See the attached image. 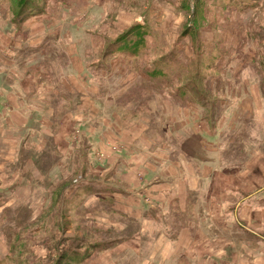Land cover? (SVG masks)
<instances>
[{"label":"rangeland","instance_id":"374dc122","mask_svg":"<svg viewBox=\"0 0 264 264\" xmlns=\"http://www.w3.org/2000/svg\"><path fill=\"white\" fill-rule=\"evenodd\" d=\"M65 1L41 0L49 21L28 18L21 24L25 33L18 31L17 38L10 33L7 46L5 29L15 16L8 4L17 3L0 2V264L14 256L16 247L9 250L8 237L26 230L35 234L31 252L47 260L24 259L22 264H58L70 240L86 238L110 242L111 249L82 264H174L160 249L163 239L190 241V235L184 241L182 224L195 217L179 215L173 202L180 193L178 183L195 175L191 180L200 189L208 175V167L203 172L197 167L201 165L188 145L196 143L194 125L208 123L203 118L209 110L225 142L235 134L243 138V148L239 142L226 145L225 166L210 176L209 194L218 192L212 199L224 210L239 201L237 179L254 178L253 166L264 157V58L254 56H264L259 45L264 41V0H84L73 9L72 1ZM223 4L235 7L227 10ZM257 4L252 11L242 10ZM138 27L147 33L138 55L112 53L102 60L108 42ZM21 42L34 48L33 55L45 53L48 66L38 75L32 73L40 69L37 61L12 64L3 56L16 52L10 48ZM77 57L82 59L73 70ZM100 62L108 66V83L116 89L107 88L106 96L93 102L67 96L66 86L85 85L87 75L88 83H95ZM126 80L141 84L140 92L116 100ZM256 92L261 110L239 112L235 103ZM203 101L211 106L204 107ZM184 121L191 125L178 136L173 129ZM36 154L42 155L40 162ZM84 184L115 188L116 198L121 193L152 198L163 218L155 224L122 216L110 210L113 196L78 192ZM54 191L60 201L54 200ZM184 191L196 194L189 182ZM224 194L236 200L224 202ZM251 194L254 199V192L246 193ZM64 208L70 217L62 218ZM48 215L57 218L55 228L47 226L54 222ZM77 223L83 227L76 228ZM239 241L232 235L233 249L214 256H226L224 264H264V251H248L255 245Z\"/></svg>","mask_w":264,"mask_h":264},{"label":"crops","instance_id":"0c3cea01","mask_svg":"<svg viewBox=\"0 0 264 264\" xmlns=\"http://www.w3.org/2000/svg\"><path fill=\"white\" fill-rule=\"evenodd\" d=\"M82 1L84 0H76L75 3L72 2L75 4L74 7H72H81V4H78V2ZM217 2L223 3L224 0L214 1V3ZM65 4H67L66 1ZM258 5L260 4L254 5L253 7H247L242 10L252 11ZM223 6L227 10L235 7L234 5L228 6L226 4H223ZM223 11L225 10L223 9ZM7 42L9 44L10 40L7 39ZM259 45L260 48L263 49L264 41H261ZM210 55L215 54L211 52ZM254 56L257 58H264L262 54ZM96 65H98L97 69H99L98 73L100 74L95 75L96 78L94 84L88 83L87 75V78L84 80L85 85L84 82H82L79 88L74 89L70 86L66 87L71 91L76 90L79 93L85 95L91 92L96 93L99 89L107 88L113 92V89H116L115 86L113 87V84L108 83V78L111 77V73L109 75V71H107V69L101 65V62L98 64L96 63ZM74 66L75 62H73V70ZM115 70L117 69L115 68ZM81 71L82 69L80 72ZM101 72L105 75H102ZM121 76L123 77V75ZM97 77L100 79H97ZM103 77H105V79H103ZM135 83V81L133 83H130L127 80L122 81V85H124V87H121L120 90L124 92L116 96L122 97L126 95L129 91L136 87L137 83ZM257 90H259V88H257ZM257 93L258 92L254 94V97L241 96L240 101L235 103L237 110L239 109V112H247L249 108L260 111L261 108ZM195 104L199 107L198 103L195 102ZM226 107L229 108L230 105H226ZM239 112L237 113L239 114ZM223 113L225 114L226 112ZM203 119L208 123L204 122L202 125H199L200 123L197 121L199 124L194 125V136L196 137V143H194L192 146H190V144L188 145L191 148V151L194 153L193 155L195 157L194 159H196L195 161L201 165L197 167L202 170V172L203 168L208 167L207 179L204 181V183L202 182L200 184V189H198L199 186L195 185V181L191 180L192 178H195V175H193V177H191L188 181H180L178 183L180 193L178 194L177 190V196L173 198V202L178 203V209L180 211L179 215L181 217H184L187 214L195 216L189 222L182 224V226H184L186 229V231L183 232V235L187 236L184 241L189 239V235L191 238L190 241L183 243L182 241L176 242L171 237H164V242L160 248L167 250V255L165 257L166 261L172 262L174 260V264L178 262L181 264H224V262H227L226 256L220 257L214 256V254L224 253L227 255L230 249H233L231 247L232 235L239 236V244L255 245L254 248H251V250L248 251H264V157L263 155L260 156L261 163L257 166H253L255 172L250 174V176H254V178H248L247 180L244 178L241 181L237 179V186L240 188L239 201L232 198L231 196H227L226 194L220 197V199L224 200V202L227 201L228 203L232 202L231 199L236 200L232 202L235 203V208L233 211L231 210V205L227 206L226 210H224V207L216 203L218 200L212 199L218 195V192L209 194L210 176H213L217 170L225 166L227 154L226 145L229 146L233 142H239L240 148H243V138L241 137V134H235L234 136H230L229 142H225L226 137L223 135L224 132L222 134L221 131L217 129L212 116L209 114V110L207 112V116H205ZM189 124L191 125L189 121H184L180 123V126L176 125L175 129H173L174 133L176 134L178 131V136L181 135L183 137L184 130L190 127ZM205 124H207V127ZM201 127L204 129L208 128V130H197V128ZM256 160L258 161V158H256ZM224 172H226V168L224 169ZM221 176L223 180L224 176ZM187 182H189L190 186H192V191H196L194 196H188L186 191H184V189H186ZM204 186L206 193L203 192ZM248 191L255 193L254 199H251L253 194L247 197L246 193ZM182 192L184 195H181ZM120 195L121 196L117 198L115 194L113 195V209L120 215L134 219L140 223L144 221H151L155 224L156 222H161L160 220L163 218V210L154 202L152 198H145L141 195L137 197L130 196L129 194L124 195V193H121ZM158 203L162 204L165 202L159 199ZM235 223L238 226H235ZM243 236H247L248 239L243 240ZM201 238H203L202 241L200 240ZM252 238H254V241ZM242 248L243 247L239 245V249ZM110 249L111 247L104 250L100 254H103ZM202 252H205V254H202ZM100 254H98V256ZM251 256L254 255L252 254Z\"/></svg>","mask_w":264,"mask_h":264},{"label":"trees","instance_id":"16d2710c","mask_svg":"<svg viewBox=\"0 0 264 264\" xmlns=\"http://www.w3.org/2000/svg\"><path fill=\"white\" fill-rule=\"evenodd\" d=\"M7 2L9 0H0V2ZM17 4H8L9 6H14V12H15V16L10 19L9 21H11V25L10 27L6 28L5 30L9 31L6 39L10 40L9 38V34L12 33L10 35L11 38H17L16 33L19 31V33L21 34V32L24 34V28H22L21 24L25 21L29 19H40V20H45V21H49V17H50V13H47L46 11V7L42 8V5L40 4L41 0H14ZM65 2V0H63ZM73 3H75L76 0H71ZM45 5V4H44ZM75 4H73L74 7ZM72 7V9H73ZM20 17H24L22 19H20L18 21V18ZM18 28V29H16ZM147 33L143 30H141L140 27H138L137 29H134L131 32H128L126 34H124L123 36H121L119 39L115 40V41H110L108 42V47L105 49V54L102 57V60L105 61L108 58V55L112 54V53H126L128 52L131 55H138L140 50L143 49V47L146 45V35ZM52 39H56L55 37L51 36ZM18 43V41H16ZM19 44V43H18ZM4 45H8L7 43H4ZM10 49H16V52H13L12 55L6 54L3 55L6 57V59L10 62H12V64H15L18 61H26L24 64L27 65L28 61H37L38 65L40 66V69L38 67L34 68L32 70V73H34V71L36 72V74L38 75V73H41V70L43 71L47 66H48V61L47 59L43 60V56L45 55L42 54L41 51H38L37 53H35V55H33L34 48L26 46L25 43L21 42V46H19V48H16L14 45H12V47ZM77 55V54H76ZM79 56V55H77ZM78 59H82V58H78L76 60H73V62L77 61ZM71 65V62H70ZM102 66H104L107 70H108V66L101 63ZM98 65L95 66V68H97ZM73 69V67H72ZM263 69V68H262ZM162 74V73H160ZM46 75V74H45ZM146 84V85H145ZM145 87H147L148 89L153 90L154 86L148 82H145ZM142 87L141 84H137L136 87L134 89H132L131 91H129L126 95L118 98L117 100L119 101H126L130 99V96L137 94L140 92V88ZM69 91V94H67V96L69 97H74V98H78L80 100H82L83 102H93L95 101V99L100 98V97H104L106 96V89H99L96 93H88L87 95L85 94H81L76 90H69L67 87L63 90V91ZM185 95V91L183 92ZM97 97V98H96ZM203 105L205 106H211L210 104H206L205 101H203ZM41 157L42 155L40 154H36L35 159L40 162L41 161ZM87 182V181H86ZM85 183V182H84ZM84 187H80L78 188V192H82V193H89V192H95L96 194H109L110 196L114 195V191L115 188L113 189H101L99 187H95L93 184H84ZM102 190V191H100ZM122 192V190H121ZM53 198L54 200H58L60 201V196L58 195V191H54L53 192ZM113 198V197H112ZM77 197H74V201H76ZM5 203V202H4ZM3 203V204H4ZM70 201L65 199V205L66 207L69 209V211H72L71 207L69 206ZM112 205H114V201L109 204L110 206V210L114 211L116 213H118L117 211H115L113 209V207H111ZM235 208V203H231V210L233 211ZM65 211V208H64ZM68 210H66V214L64 215V217L62 218H67L70 217V213ZM119 214V213H118ZM49 216V215H48ZM51 217V216H49ZM52 218V217H51ZM53 221L56 220L57 218H52ZM32 225H35V221L31 222ZM55 221L50 223L49 225H47L48 227H52L55 228L56 226ZM83 227V224H79L77 223V227L76 228H80ZM86 230H93L98 232V230H96L95 228H92L91 226H85L84 227ZM44 228H38L36 231H42ZM84 230V229H83ZM67 232V228L65 230ZM88 234H90L91 236H93L89 231H87ZM35 234L31 233L30 230H26L25 232H22L21 234H17L14 238H12L11 236L8 237V248L9 250L13 249L14 247H16L14 249V256L10 257L6 256L5 262L7 264H22L24 259L27 260H33V261H38L42 260V261H46L47 258L41 257L36 255L35 253H32L31 250L32 248H29V244L33 243L34 241V237ZM117 241V240H116ZM116 241H112V242H116ZM87 242V243H85ZM68 246L62 251L61 255H60V260L58 264H82L85 263L87 261H89L90 259H92L93 257L98 256V254L102 253L104 250L110 248L111 244L110 242H91V239L86 238V241L81 242L80 240H70L68 242ZM69 245H70V249H69ZM4 262V263H5Z\"/></svg>","mask_w":264,"mask_h":264}]
</instances>
